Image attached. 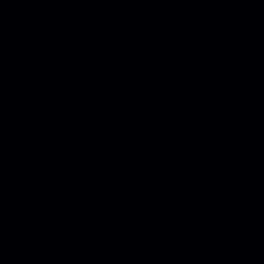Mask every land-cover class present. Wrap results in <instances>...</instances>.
I'll use <instances>...</instances> for the list:
<instances>
[{
  "label": "water",
  "instance_id": "1",
  "mask_svg": "<svg viewBox=\"0 0 264 264\" xmlns=\"http://www.w3.org/2000/svg\"><path fill=\"white\" fill-rule=\"evenodd\" d=\"M0 264H235L186 0H0Z\"/></svg>",
  "mask_w": 264,
  "mask_h": 264
}]
</instances>
